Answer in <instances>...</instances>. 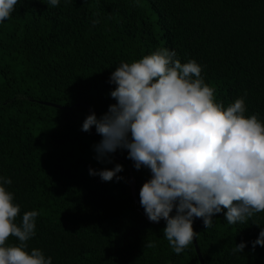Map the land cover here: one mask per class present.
I'll use <instances>...</instances> for the list:
<instances>
[{"label":"trees","instance_id":"obj_1","mask_svg":"<svg viewBox=\"0 0 264 264\" xmlns=\"http://www.w3.org/2000/svg\"><path fill=\"white\" fill-rule=\"evenodd\" d=\"M162 48L196 60L217 102L244 97L245 114L264 120V0H19L0 23V176L12 181L18 222L38 211L27 243L52 264H201L193 242L176 254L166 222L147 219L139 191L150 170L135 169L127 150L97 160L102 137L94 126L96 135L81 130L90 112L99 117L116 102L115 68ZM116 163L119 181L89 174ZM213 219L207 229L193 223L204 264H264V247H252L264 211L246 224L229 225L223 212Z\"/></svg>","mask_w":264,"mask_h":264},{"label":"clouds","instance_id":"obj_2","mask_svg":"<svg viewBox=\"0 0 264 264\" xmlns=\"http://www.w3.org/2000/svg\"><path fill=\"white\" fill-rule=\"evenodd\" d=\"M18 3L0 0V23L11 18ZM45 3L57 6L60 0ZM201 72L196 60L181 63L167 48L121 62L109 78L116 102L99 117L90 112L81 129L90 132L94 126L102 137L93 146L97 160L111 162V154L127 150L135 169L150 170L139 191L140 204L150 221L166 222L163 234L176 254L197 236V218L207 229L221 212L233 225L246 224L264 211V120L245 114L244 97L226 107L217 102ZM123 169L116 163L113 168H90L89 174L119 181ZM11 183L0 176V264H52L41 249L29 250L39 213L26 211L17 221L21 208L6 187ZM9 237L18 243H7ZM257 245L264 247V227L252 241L253 249ZM245 247L242 241L233 253Z\"/></svg>","mask_w":264,"mask_h":264},{"label":"water","instance_id":"obj_3","mask_svg":"<svg viewBox=\"0 0 264 264\" xmlns=\"http://www.w3.org/2000/svg\"><path fill=\"white\" fill-rule=\"evenodd\" d=\"M75 107H82V108H86L87 110H90L89 105H87V104H85V103H79V104H76ZM90 132H91L93 135H96V134H95V131H94V127L92 128V130H91ZM100 140H101V138L99 139V141H100ZM129 183H130V186H131V189H132V194H133L134 200H135L136 203H138V199H137V196H136V193H135V188H134L135 183H134V179H133L132 176H131V178H130V180H129ZM146 217H147V216H146ZM147 219H148V217H147ZM148 220H149V219H148ZM151 222H152V221H151ZM152 223H155V222H152ZM193 243H194V246H195V248H196V251H197V254H198V257H199V260H200L201 264H204L203 259H202V257H201L200 252H199V248H198V246H197V243H196L195 239L193 240Z\"/></svg>","mask_w":264,"mask_h":264}]
</instances>
